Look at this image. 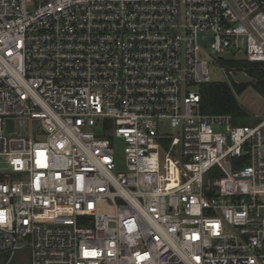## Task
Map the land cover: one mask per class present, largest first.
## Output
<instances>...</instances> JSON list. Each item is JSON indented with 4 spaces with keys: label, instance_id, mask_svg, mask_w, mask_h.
I'll use <instances>...</instances> for the list:
<instances>
[{
    "label": "built area",
    "instance_id": "2783aa9c",
    "mask_svg": "<svg viewBox=\"0 0 264 264\" xmlns=\"http://www.w3.org/2000/svg\"><path fill=\"white\" fill-rule=\"evenodd\" d=\"M223 59L264 64V0H0L7 264H264V117L200 109Z\"/></svg>",
    "mask_w": 264,
    "mask_h": 264
},
{
    "label": "trees",
    "instance_id": "16d2710c",
    "mask_svg": "<svg viewBox=\"0 0 264 264\" xmlns=\"http://www.w3.org/2000/svg\"><path fill=\"white\" fill-rule=\"evenodd\" d=\"M221 66L235 67L244 71L253 79V88L264 98V64H251L245 60H221ZM251 84V83H250ZM249 84L208 83L199 86L201 95L200 109L205 114H228L235 121H245L247 113L241 108L236 97L239 96ZM258 123V122H256ZM254 123V124H256ZM247 125V124H243Z\"/></svg>",
    "mask_w": 264,
    "mask_h": 264
},
{
    "label": "rangeland",
    "instance_id": "374dc122",
    "mask_svg": "<svg viewBox=\"0 0 264 264\" xmlns=\"http://www.w3.org/2000/svg\"><path fill=\"white\" fill-rule=\"evenodd\" d=\"M210 68V80L212 83H227L232 82V77L229 76L225 71L221 70L215 62L209 63ZM241 108L247 113L245 121L239 119L235 121L234 124L239 126L245 124H254L260 121L264 117V98L253 88L252 83L247 86V88L236 97ZM19 119H10L7 121V128L12 134L16 132V127ZM28 128L30 133L33 132V122L32 120H27ZM167 130H171L167 127ZM174 132L173 130H171ZM121 154H119L120 156ZM120 162L123 164V157H120ZM9 260V255L0 254V264H7ZM30 252L29 250L18 251L10 264H30Z\"/></svg>",
    "mask_w": 264,
    "mask_h": 264
},
{
    "label": "water",
    "instance_id": "95a60500",
    "mask_svg": "<svg viewBox=\"0 0 264 264\" xmlns=\"http://www.w3.org/2000/svg\"><path fill=\"white\" fill-rule=\"evenodd\" d=\"M232 80L237 83V84H250V83H253V79L251 77H249L248 75H246L245 73L243 72H240L236 75H234L232 77ZM24 124V122H23ZM37 121H34L33 122V130L35 129V127L37 126ZM19 135H25L26 134V131L24 130H20Z\"/></svg>",
    "mask_w": 264,
    "mask_h": 264
}]
</instances>
